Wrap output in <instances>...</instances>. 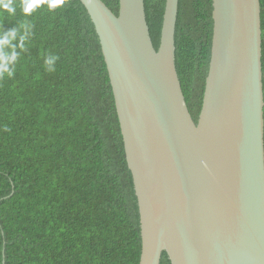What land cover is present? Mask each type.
Returning <instances> with one entry per match:
<instances>
[{"label": "trees", "instance_id": "obj_1", "mask_svg": "<svg viewBox=\"0 0 264 264\" xmlns=\"http://www.w3.org/2000/svg\"><path fill=\"white\" fill-rule=\"evenodd\" d=\"M102 1L119 15L120 0ZM13 2L15 16L0 10V28L19 29L0 50V264H140L138 200L94 24L80 0H34L28 16ZM165 6L145 0L157 50ZM261 12L264 85V0ZM213 25V0H180L177 69L195 122Z\"/></svg>", "mask_w": 264, "mask_h": 264}, {"label": "water", "instance_id": "obj_2", "mask_svg": "<svg viewBox=\"0 0 264 264\" xmlns=\"http://www.w3.org/2000/svg\"><path fill=\"white\" fill-rule=\"evenodd\" d=\"M100 39L138 200L140 264H264L261 0H213L195 122L177 69L180 0L155 48L145 0H80ZM207 164V167L204 164Z\"/></svg>", "mask_w": 264, "mask_h": 264}, {"label": "clouds", "instance_id": "obj_3", "mask_svg": "<svg viewBox=\"0 0 264 264\" xmlns=\"http://www.w3.org/2000/svg\"><path fill=\"white\" fill-rule=\"evenodd\" d=\"M33 2L34 0H21L20 8L25 16L31 15L33 11ZM55 3L57 6L63 4V0H55ZM52 8L51 0H50V10ZM0 10L3 12H6L9 16H15L16 15V5L13 2V0H0ZM22 27V26H21ZM19 32V29L17 27H12L9 29H3L0 28V50H3L4 46H8L9 49L14 48L16 45H12L10 42L12 40L17 39V34ZM58 59L56 56L48 57L45 60V64L47 66L48 71H54L55 70V61ZM13 73L10 71L9 75H12ZM4 131H8L7 127L5 126ZM205 167H207V164L205 162Z\"/></svg>", "mask_w": 264, "mask_h": 264}]
</instances>
